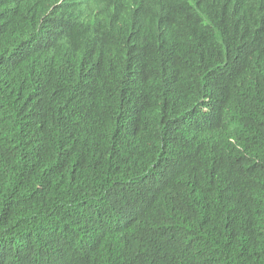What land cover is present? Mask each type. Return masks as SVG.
<instances>
[{
  "label": "trees",
  "instance_id": "1",
  "mask_svg": "<svg viewBox=\"0 0 264 264\" xmlns=\"http://www.w3.org/2000/svg\"><path fill=\"white\" fill-rule=\"evenodd\" d=\"M231 2L0 0V264H264V0Z\"/></svg>",
  "mask_w": 264,
  "mask_h": 264
},
{
  "label": "clouds",
  "instance_id": "2",
  "mask_svg": "<svg viewBox=\"0 0 264 264\" xmlns=\"http://www.w3.org/2000/svg\"><path fill=\"white\" fill-rule=\"evenodd\" d=\"M231 0H229V6L222 9L210 4V0H187V3L183 8L177 9L173 12V16L171 21L174 24V27L185 28L190 25V17L193 11L207 10L214 14L220 15V18L217 21L220 25L224 24L227 19L230 18V4ZM147 7L149 12L152 15L161 14L163 12H168L170 10L169 0H147ZM195 28V27H194ZM174 38L176 36L173 34ZM204 112L208 113V109H203ZM231 127L235 126V122H231ZM228 141L234 146V148L239 151L243 156L248 157L246 153H244L243 148L235 143L234 138H229Z\"/></svg>",
  "mask_w": 264,
  "mask_h": 264
},
{
  "label": "bare ground",
  "instance_id": "3",
  "mask_svg": "<svg viewBox=\"0 0 264 264\" xmlns=\"http://www.w3.org/2000/svg\"><path fill=\"white\" fill-rule=\"evenodd\" d=\"M44 33H45V31H44ZM45 37V36H44ZM89 57V56H88ZM101 59V58H100ZM98 60V59H97ZM91 64V63H90ZM94 66V64L93 65H91V67H93ZM98 69H99V67H98ZM101 70H103L102 68H101ZM98 71V70H97ZM110 71V70H109ZM99 73H100V71H99ZM92 81V80H91ZM170 92V91H169ZM209 104V103H208ZM211 106V105H210ZM217 109V108H216Z\"/></svg>",
  "mask_w": 264,
  "mask_h": 264
},
{
  "label": "water",
  "instance_id": "4",
  "mask_svg": "<svg viewBox=\"0 0 264 264\" xmlns=\"http://www.w3.org/2000/svg\"><path fill=\"white\" fill-rule=\"evenodd\" d=\"M191 20H192V16L190 17L189 21H191Z\"/></svg>",
  "mask_w": 264,
  "mask_h": 264
}]
</instances>
